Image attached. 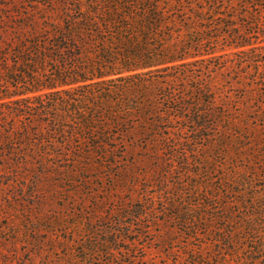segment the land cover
I'll return each instance as SVG.
<instances>
[{
    "label": "trees",
    "instance_id": "16d2710c",
    "mask_svg": "<svg viewBox=\"0 0 264 264\" xmlns=\"http://www.w3.org/2000/svg\"><path fill=\"white\" fill-rule=\"evenodd\" d=\"M262 41L264 0H0V181L49 173L61 159L120 156L124 140L110 130L114 118L148 119L159 104L164 114L177 108L183 115L187 106L201 113L174 90L157 102L156 83L213 78L235 67L263 89ZM201 87L199 94L210 91ZM256 119L264 123V111ZM166 129L162 137L170 140L173 128ZM237 183L246 187L240 221L254 234L252 244L235 250L243 238L230 231L233 253L195 261L264 264V204L250 206L247 194L257 190L250 176Z\"/></svg>",
    "mask_w": 264,
    "mask_h": 264
},
{
    "label": "rangeland",
    "instance_id": "374dc122",
    "mask_svg": "<svg viewBox=\"0 0 264 264\" xmlns=\"http://www.w3.org/2000/svg\"><path fill=\"white\" fill-rule=\"evenodd\" d=\"M155 86L157 102L174 90L201 113L187 106L183 115L177 108L164 114L159 104L148 119L114 118L110 130L124 140L120 156L61 159L49 173L0 181V264H206L195 260L233 253L230 231L243 238L235 250L252 244L254 234L240 221L246 187L237 179L252 178L257 190L247 194L249 204L262 206L264 123L256 116L264 111V88L235 67ZM167 125L170 140L162 137ZM116 144L110 139L108 150Z\"/></svg>",
    "mask_w": 264,
    "mask_h": 264
}]
</instances>
